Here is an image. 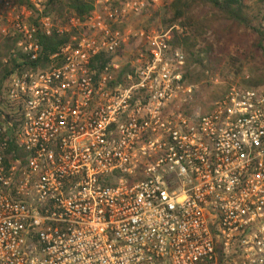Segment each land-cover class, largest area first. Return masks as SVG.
Wrapping results in <instances>:
<instances>
[{
  "label": "built area",
  "instance_id": "2783aa9c",
  "mask_svg": "<svg viewBox=\"0 0 264 264\" xmlns=\"http://www.w3.org/2000/svg\"><path fill=\"white\" fill-rule=\"evenodd\" d=\"M92 1L63 24L0 0V264H264V86L203 112L164 0Z\"/></svg>",
  "mask_w": 264,
  "mask_h": 264
},
{
  "label": "trees",
  "instance_id": "16d2710c",
  "mask_svg": "<svg viewBox=\"0 0 264 264\" xmlns=\"http://www.w3.org/2000/svg\"><path fill=\"white\" fill-rule=\"evenodd\" d=\"M29 1L12 0L19 7H29ZM47 11L55 13L58 19L74 16L85 20L94 11V2L50 0ZM169 11L172 16L168 22L177 23L180 27V30L173 31L170 42L174 48H182L186 56V83L194 84L200 80L196 73L198 69L204 73L219 74L226 58L230 57L233 65L238 64V72L245 68L246 61L260 59L263 68H256L251 86H264V0H173ZM157 14L153 13V22ZM70 37L58 34L40 36L42 51L37 66H48L51 58L70 42ZM13 47L14 42L11 40H5L0 47V96L11 74L10 67L3 64V59ZM97 61L103 68L108 58L101 55ZM207 87L210 88L209 85ZM227 88L225 81L218 91L211 89L206 98L201 100L205 108L203 112H207Z\"/></svg>",
  "mask_w": 264,
  "mask_h": 264
},
{
  "label": "rangeland",
  "instance_id": "374dc122",
  "mask_svg": "<svg viewBox=\"0 0 264 264\" xmlns=\"http://www.w3.org/2000/svg\"><path fill=\"white\" fill-rule=\"evenodd\" d=\"M172 2L173 0H164L163 6L158 10L159 12L157 14L156 19L161 21L160 26L163 28L170 29L173 26L180 28L177 23L171 24L168 22L172 16V12L169 11V6L171 5ZM65 18L66 19H60V22L65 24L66 21L68 20V17ZM165 21H167V24L165 23ZM237 65L238 64L233 65L230 57H228L226 58L219 74H212L210 72L204 73L201 69H198L196 73L199 74L200 80L197 83H203L202 87L204 90L203 91L204 95L202 96V100L206 98V95L208 94V92H210L211 89L212 91H218V89L221 88L222 84L225 83L226 80L227 82L233 81L234 77L235 78L242 77V75L245 73H249L254 77L256 68L257 67L263 68V64L261 63L260 59L246 61L245 68L241 72L237 71L238 69ZM217 79L219 80L220 83L214 84ZM208 85L210 86V88L207 87Z\"/></svg>",
  "mask_w": 264,
  "mask_h": 264
}]
</instances>
